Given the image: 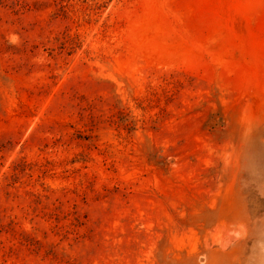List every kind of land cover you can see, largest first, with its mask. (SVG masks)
<instances>
[{
	"label": "rangeland",
	"instance_id": "374dc122",
	"mask_svg": "<svg viewBox=\"0 0 264 264\" xmlns=\"http://www.w3.org/2000/svg\"><path fill=\"white\" fill-rule=\"evenodd\" d=\"M0 264H264V0H0Z\"/></svg>",
	"mask_w": 264,
	"mask_h": 264
}]
</instances>
